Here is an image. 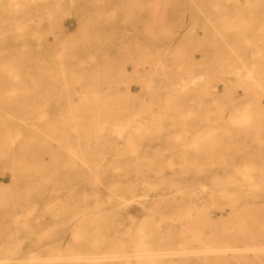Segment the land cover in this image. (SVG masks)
<instances>
[{
  "label": "rangeland",
  "instance_id": "obj_1",
  "mask_svg": "<svg viewBox=\"0 0 264 264\" xmlns=\"http://www.w3.org/2000/svg\"><path fill=\"white\" fill-rule=\"evenodd\" d=\"M38 68L73 69L87 98L182 101L191 122L173 126L164 102L160 128L118 136L95 126L66 131L71 147L66 138L45 143L48 88ZM260 86L264 0H0V264H206L207 130L223 127L225 138L215 135L226 144L243 127L207 113L242 108ZM128 132L155 134L157 147L131 153Z\"/></svg>",
  "mask_w": 264,
  "mask_h": 264
},
{
  "label": "bare ground",
  "instance_id": "obj_2",
  "mask_svg": "<svg viewBox=\"0 0 264 264\" xmlns=\"http://www.w3.org/2000/svg\"><path fill=\"white\" fill-rule=\"evenodd\" d=\"M38 69L34 72V77L39 79L44 75L47 78L46 88H48L45 103L39 109L42 127L48 133L46 134L47 140H44L45 143L49 137L50 140L58 142V146H62L63 138H66L64 136L66 131L94 130L95 126L109 125L119 136L126 131L143 132L160 128L169 118L172 119L169 121L173 126L186 128L191 122L189 117L192 115V110L189 107L185 110V104L182 101H164L165 104L169 103L168 109L173 115L169 118L160 117L165 116L166 106L163 105V101L157 98L120 100H104L98 97L87 98L77 95L76 82L70 79V76L75 75L73 69H68V72L63 68ZM230 75H227V77L229 78ZM66 76H69V79H65ZM37 79L32 82V87H37ZM156 83L158 85V82ZM54 90L57 91V94H54ZM28 91L30 92V90ZM256 91L257 94L246 101L241 106L242 108L235 106L228 110L221 105H217L207 113L211 118L225 120L228 124H240L243 127L242 130H238L241 131V135L235 134L233 140L226 144H221L226 132L223 127L214 126L213 129L207 130L211 143L209 145L207 169V179L210 181L206 204L208 230L203 239L207 255L205 258L206 264H264V143L261 142L258 136V133L264 131V108L258 106L260 93H264V86H260ZM55 101L58 103L52 104ZM53 105H55V110L52 112L54 116L49 118L50 106ZM201 110L202 108L196 109V112H201ZM147 114L150 117L143 118ZM216 130L221 131V135L218 136L221 137V140L215 135ZM129 132L125 135V139L128 137ZM96 135L98 139V134L96 133ZM145 135L143 134V137ZM149 136L144 137L147 140H135L129 136L125 140V144L129 146L130 152L134 154H136V147L147 146L154 149L157 147L155 141L159 138L155 134ZM249 137L252 141L254 140L252 146L258 150V154L249 152L251 146L246 142ZM64 141H66L67 146H72L69 138ZM23 148L28 150L29 145H23ZM217 149L220 150L217 151ZM230 149L240 155V160L232 159L229 153ZM221 150H224V153H221ZM219 155L220 158L217 160L216 158ZM58 158L55 157L53 162L59 160ZM30 159L36 165H40L44 160L42 156L37 155V151L31 155ZM152 159L135 156L134 162L146 161L151 163ZM218 166H223L224 169L220 171L217 168ZM84 169H86L85 165ZM39 170L35 166L34 171L38 172ZM4 188L11 189V186L6 185ZM140 252H142L141 249ZM201 252L203 253V251ZM105 254L107 255V253ZM99 255L102 256L103 254L100 253ZM138 257L140 259L141 256H137L136 259ZM144 257L146 256L144 255ZM103 258L98 257L96 259ZM71 259L75 260L77 258L73 257ZM96 259L92 258L90 261ZM143 259L142 255L140 260ZM87 260L89 259L87 258Z\"/></svg>",
  "mask_w": 264,
  "mask_h": 264
}]
</instances>
